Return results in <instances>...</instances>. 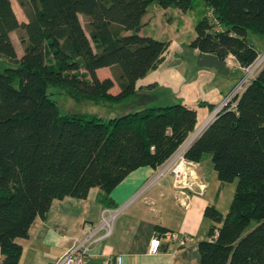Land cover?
<instances>
[{
  "label": "trees",
  "instance_id": "obj_1",
  "mask_svg": "<svg viewBox=\"0 0 264 264\" xmlns=\"http://www.w3.org/2000/svg\"><path fill=\"white\" fill-rule=\"evenodd\" d=\"M29 23H20L10 0H0V264H19L34 221L55 200L84 199L93 188L109 196L133 171L157 169L195 132L198 113L182 103L144 106L137 83L164 62L169 44L138 34L152 2L188 12L194 0H18ZM190 46L247 68L264 39V0H205ZM90 29L91 38L81 21ZM116 25V26H114ZM118 28V29H116ZM119 28L132 32L120 34ZM21 30V59L11 38ZM121 68L120 91L97 71ZM154 85V84H152ZM150 85V86H152ZM65 89L77 102L136 110L106 120L92 114L62 116L49 93ZM193 141L186 158L211 155L222 184L237 186L229 212L206 209L213 224L199 244L200 264H264V69ZM214 105L200 102L199 107ZM113 206L110 208H114Z\"/></svg>",
  "mask_w": 264,
  "mask_h": 264
},
{
  "label": "crops",
  "instance_id": "obj_2",
  "mask_svg": "<svg viewBox=\"0 0 264 264\" xmlns=\"http://www.w3.org/2000/svg\"><path fill=\"white\" fill-rule=\"evenodd\" d=\"M10 1L19 22L29 23L22 7L23 15L18 13V0ZM207 12L210 13V9ZM80 18L83 22L84 17L80 15ZM195 53L198 55L199 52ZM231 61L236 59L228 57L227 66ZM236 63L243 71L239 63ZM107 69L98 70V76ZM166 96L158 93L147 97L164 101ZM177 102L195 108L198 119L200 112L206 116V107H199V103L207 101ZM210 116L204 117L206 119L202 122ZM207 155L193 166L195 186L193 190L186 191L188 198L181 196L174 187L173 177L146 188L155 174L154 168L146 166L130 173L107 197L99 188H93L84 199L66 197L55 200L47 216L34 221L28 237L18 240L23 247L19 264H54L74 244V240L82 235L86 225L100 223L104 208L126 204L140 192L134 203L117 220L112 236L93 248L89 264H117L118 256H122V264H200L199 244L210 239L209 231L213 224L205 215L206 209L216 207L221 211L223 193L220 189L221 181L208 162L212 157ZM212 185L215 187L212 188ZM169 232L178 234V238H168L165 234ZM155 238L161 240V247L157 254H152L150 246ZM185 238L190 240L182 244ZM2 259L0 253V262Z\"/></svg>",
  "mask_w": 264,
  "mask_h": 264
},
{
  "label": "rangeland",
  "instance_id": "obj_3",
  "mask_svg": "<svg viewBox=\"0 0 264 264\" xmlns=\"http://www.w3.org/2000/svg\"><path fill=\"white\" fill-rule=\"evenodd\" d=\"M17 9L18 13L23 15V8L21 9L19 1ZM208 10L209 8L205 0H194L193 8L188 12H182L174 7L164 9L157 2H152L143 19V26L138 32L141 36L151 37L169 44L164 62H162L157 69H153L147 76L138 81L137 86L140 88V96L138 99L143 100L142 96L151 97L154 94L161 93L167 95L163 98L164 101L152 98L149 99L147 104L143 105V107L151 105L166 107L179 103L177 101L180 100L185 102L195 101L197 103L200 101H207L208 104L214 105L213 110H211L209 106H206V116H203L200 112V117L194 133H196L198 128L201 127V124L204 123L202 121H204L209 114H212L218 108L221 101L229 96L239 85L246 74L244 71L240 70L236 61L229 62L228 68L231 73L227 76L214 71L215 69L212 70L198 66L197 55L190 44L196 36L195 28L198 20L201 19ZM84 26L87 30L88 37L91 38L90 29H88L86 23H84ZM118 32L123 35L133 34L132 32H127L120 28ZM22 34H24V32L21 30L13 31L12 34L18 59L22 58L25 50V46L21 42ZM261 39L263 42L260 43ZM250 41L255 45L259 55H263L264 39L261 35H251ZM120 77L121 68L119 66L118 68H109L99 73L100 79L112 78L114 80L115 87L111 90V93L114 94H117L121 90L119 86ZM155 81L156 83H154ZM151 84L154 85L150 86ZM143 85L147 87H143ZM236 90H238V88H236ZM242 92L243 90L240 91V94ZM49 93L52 99L57 103L62 116L86 113L97 115L108 120L138 109V105L134 103L136 102L135 99L119 105H110L107 103L94 104L89 101L77 102L65 89L58 86L50 87ZM194 133H192L191 136ZM198 137L196 133L191 139H197ZM208 160L210 167L214 170L212 158ZM214 172L216 171L214 170ZM236 186L237 180L233 183L222 184L221 182L220 184V189L223 191L221 212L224 215L229 212ZM214 187L215 185H212V188Z\"/></svg>",
  "mask_w": 264,
  "mask_h": 264
},
{
  "label": "built area",
  "instance_id": "obj_4",
  "mask_svg": "<svg viewBox=\"0 0 264 264\" xmlns=\"http://www.w3.org/2000/svg\"><path fill=\"white\" fill-rule=\"evenodd\" d=\"M264 69V54L258 55L256 60L247 68L242 70L246 73L244 78L240 81L239 85L221 101L218 108L211 114V116L202 124L203 126L198 131L197 135L200 136L203 131L212 123L216 117L224 109L231 107L234 108L236 103L233 102L234 98L244 91ZM195 138L190 139L163 165L155 169L153 178L148 181L146 188L160 184L168 177H173L174 187L179 190L180 195L188 198V190H193L194 182V169L195 162L186 158V153L193 143ZM141 192L136 196L138 197ZM133 197L128 203L121 204L114 208H104L101 212V221L98 224L86 225L82 235L74 240V244L60 257L54 264H89V259L92 254L93 248L98 244L108 240L113 232L117 220L125 213L126 209L134 203ZM168 238L176 239L178 234L169 232L165 234ZM190 239H182V244H185ZM161 247V240L155 238L151 241L150 251L152 254H157ZM122 256L117 257V264H122Z\"/></svg>",
  "mask_w": 264,
  "mask_h": 264
},
{
  "label": "water",
  "instance_id": "obj_5",
  "mask_svg": "<svg viewBox=\"0 0 264 264\" xmlns=\"http://www.w3.org/2000/svg\"><path fill=\"white\" fill-rule=\"evenodd\" d=\"M197 63L201 68L215 69L218 73L226 76L230 74L227 62L215 55L203 54L200 52L197 55Z\"/></svg>",
  "mask_w": 264,
  "mask_h": 264
}]
</instances>
